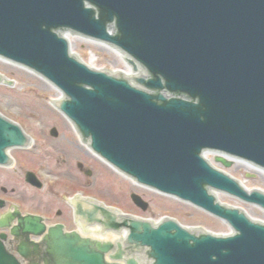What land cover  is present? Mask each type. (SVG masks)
<instances>
[{
    "label": "water",
    "instance_id": "water-1",
    "mask_svg": "<svg viewBox=\"0 0 264 264\" xmlns=\"http://www.w3.org/2000/svg\"><path fill=\"white\" fill-rule=\"evenodd\" d=\"M59 28L124 51L134 70L138 63L149 73L134 77L145 89L70 56ZM0 56L56 85L67 97L57 108L108 162L224 220L235 232L193 231L167 217L153 226L80 198L75 209L82 225L126 228L124 242H99L61 224L45 227L38 217L23 218V236H40L44 264H140L138 252L148 258L144 264H264V224L221 205L208 188L263 210L264 193L247 192L201 156L214 149L264 168V0H0ZM0 83L11 82L0 75ZM28 141L0 115V163L8 161L6 148ZM25 180L41 185L32 172ZM131 199L146 209L138 195ZM19 255L27 257L26 244ZM0 264L20 263L0 256Z\"/></svg>",
    "mask_w": 264,
    "mask_h": 264
},
{
    "label": "rangeland",
    "instance_id": "rangeland-1",
    "mask_svg": "<svg viewBox=\"0 0 264 264\" xmlns=\"http://www.w3.org/2000/svg\"><path fill=\"white\" fill-rule=\"evenodd\" d=\"M71 51L83 61L94 67L108 70L125 71V62L103 44L69 38ZM0 72L15 81L16 86H0V111L16 120L33 138L32 151H15L17 170L14 178L20 184L10 180L11 174L0 173V183L8 187L21 188L23 206L46 210L50 220H66L65 226L75 228L71 222V208L63 201L74 193L90 195L94 198L117 206L121 211L143 218L156 220L164 216L176 218L187 227H201L217 234H224L230 228L220 220L208 216L189 204L161 196L153 191L134 185L131 181L115 173L111 168L95 159L81 144L69 122L58 113L51 103L57 98V91L38 76L15 65L0 60ZM55 128L57 136L49 131ZM207 158L213 161L211 154ZM81 162L91 170L87 177L76 167ZM25 170L35 172L43 183L42 189L30 188L24 182ZM225 171L242 181L249 189L264 191V174L250 171L246 166L234 163ZM135 193L148 203L145 211L134 205L130 194ZM220 201L239 206L255 220L264 221V212L257 207L243 204L226 194L217 193ZM60 210V216L55 211Z\"/></svg>",
    "mask_w": 264,
    "mask_h": 264
},
{
    "label": "flooded vegetation",
    "instance_id": "flooded-vegetation-1",
    "mask_svg": "<svg viewBox=\"0 0 264 264\" xmlns=\"http://www.w3.org/2000/svg\"><path fill=\"white\" fill-rule=\"evenodd\" d=\"M16 149L10 150V155L14 162L9 167H1L0 173L8 175L11 174L10 180L18 184L19 181L14 178L17 170V159L15 158L14 152ZM28 204H32L29 208L23 206V195L20 187L12 185L10 187L0 183V255H13L17 256L20 250L22 239L20 234H13V231H20V223L22 218L29 214H40L36 209H33L35 205L33 201H29ZM44 215V222L52 224L50 221L49 213L46 210H41ZM60 211L56 210V214L60 216ZM41 215V214H40ZM62 221V219H61ZM59 220L53 222H61ZM34 241V238H30Z\"/></svg>",
    "mask_w": 264,
    "mask_h": 264
},
{
    "label": "bare ground",
    "instance_id": "bare-ground-1",
    "mask_svg": "<svg viewBox=\"0 0 264 264\" xmlns=\"http://www.w3.org/2000/svg\"><path fill=\"white\" fill-rule=\"evenodd\" d=\"M107 48L109 49V50H111L113 53H115L117 56H119L121 59H123L124 60V62H125V64H127L126 63V56H125V54L123 53V52H121V51H119V50H116V49H113V48H111V47H108L107 46ZM138 73H140V72H138ZM128 76H131V75H133L134 73L131 71V69H128V67H127V73H126ZM51 88H54V86L51 84V83H49L48 84ZM57 97H61L60 95H59V93H57ZM54 101H55V99H54ZM84 144V147H85V149L87 150H89V146H88V143L87 142H84L83 143ZM87 150V151H88ZM234 161H237V160H235L234 159ZM95 234V233H94ZM99 235V234H98ZM100 236V235H99Z\"/></svg>",
    "mask_w": 264,
    "mask_h": 264
}]
</instances>
